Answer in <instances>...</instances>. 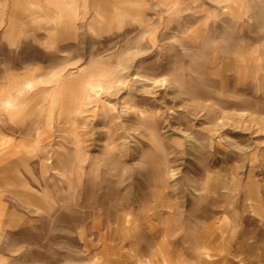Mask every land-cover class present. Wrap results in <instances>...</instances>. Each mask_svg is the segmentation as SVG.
<instances>
[{
	"label": "rangeland",
	"instance_id": "rangeland-1",
	"mask_svg": "<svg viewBox=\"0 0 264 264\" xmlns=\"http://www.w3.org/2000/svg\"><path fill=\"white\" fill-rule=\"evenodd\" d=\"M1 88L0 264H264V0H0Z\"/></svg>",
	"mask_w": 264,
	"mask_h": 264
},
{
	"label": "crops",
	"instance_id": "crops-1",
	"mask_svg": "<svg viewBox=\"0 0 264 264\" xmlns=\"http://www.w3.org/2000/svg\"><path fill=\"white\" fill-rule=\"evenodd\" d=\"M75 1V0H73ZM45 10L47 11L48 17L45 16V20L53 23V25L47 26L48 29L52 30L55 28V20L53 19L56 14L61 15L62 11L58 10L57 8L50 7L46 5ZM39 15V14H38ZM40 16V15H39ZM50 23V24H51ZM72 23V21H69V19L64 18L62 20V23H60L57 27H67L69 24ZM51 32V31H50ZM52 33L48 34L49 38H51ZM8 92L3 91L1 88L0 90V96L2 101L7 98ZM3 135H2V128L0 126V235H2V231L4 229V224L6 225L8 222V218H6V214L3 215L4 212V203L8 205V200L4 199V190L8 189L9 186H12L18 182V169H19V151H18V142L12 141L7 139L5 143H7L4 146L3 142ZM9 190V189H8ZM6 211L11 212L12 209L8 207ZM12 213V212H11ZM11 221H9L10 225Z\"/></svg>",
	"mask_w": 264,
	"mask_h": 264
},
{
	"label": "bare ground",
	"instance_id": "bare-ground-1",
	"mask_svg": "<svg viewBox=\"0 0 264 264\" xmlns=\"http://www.w3.org/2000/svg\"><path fill=\"white\" fill-rule=\"evenodd\" d=\"M39 10V9H38Z\"/></svg>",
	"mask_w": 264,
	"mask_h": 264
}]
</instances>
